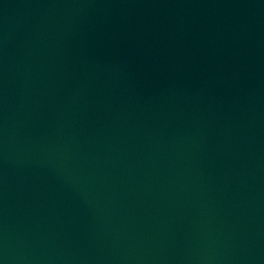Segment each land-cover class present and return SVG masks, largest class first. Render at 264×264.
<instances>
[{
	"label": "water",
	"instance_id": "water-1",
	"mask_svg": "<svg viewBox=\"0 0 264 264\" xmlns=\"http://www.w3.org/2000/svg\"><path fill=\"white\" fill-rule=\"evenodd\" d=\"M0 264H264V0H0Z\"/></svg>",
	"mask_w": 264,
	"mask_h": 264
}]
</instances>
